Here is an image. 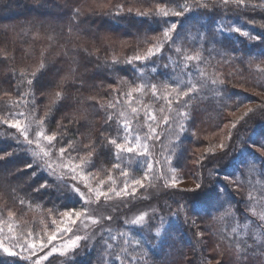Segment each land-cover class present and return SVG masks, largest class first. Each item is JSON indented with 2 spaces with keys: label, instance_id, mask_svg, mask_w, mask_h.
<instances>
[{
  "label": "trees",
  "instance_id": "trees-1",
  "mask_svg": "<svg viewBox=\"0 0 264 264\" xmlns=\"http://www.w3.org/2000/svg\"><path fill=\"white\" fill-rule=\"evenodd\" d=\"M157 2L158 0H0V118H6L10 114L14 116L21 111L27 114L29 111L26 99H20L26 85L21 87L20 92L10 87L6 83L11 75L8 69L15 68L18 78L21 70L30 73L43 60L49 69L44 82L52 85L48 89L52 94L58 90L55 85L60 79L75 70V75L64 82L67 95L70 96L68 103L73 107L54 111L49 117L46 130L55 132L57 140H62L65 147L71 142V148L76 151L68 148L66 154L83 156L87 151L84 145L89 143V138L99 136L100 130L105 127L106 112L122 123L119 113L125 108V87L144 81L150 84L157 80L163 81L164 75L169 74L164 65L178 59L172 49L165 45L162 54L146 61L127 63L135 55L143 57L148 47L162 39L163 20L157 22L150 16L137 15V10L148 11ZM178 2L183 4L185 0ZM192 2L193 0H187L189 5ZM119 5L124 6L123 11H119ZM72 7L81 9L80 19L86 22L77 25L70 20ZM129 8L132 9L131 12L128 11ZM168 20L169 23H177L181 39L189 30L193 36L198 37L195 41H189L185 47L191 53L200 50L204 58L201 64L216 76L219 74L218 81L221 84L216 88L219 90V97L215 96L213 100L206 102L199 100L192 109V123L196 134L189 141L183 159L185 176L196 178L197 183L203 184V187L198 192L169 189L156 198L163 201L157 217L162 216L163 224L171 227L170 232L173 234L167 239V257L159 264H192L194 260L196 264H200L201 256L217 257L226 262L231 253L228 251V241L222 239L221 233L223 231L230 235V229L236 225L227 219L223 222L213 219L218 213L213 210L212 204L216 191L225 188L231 194L225 199L233 202L234 209H243L249 192H252V185L259 181L264 186V173L254 179L241 177V168H247L246 165L253 158L259 163L256 166L260 170L264 166V158L257 154L253 156V150L249 152L250 162H246L245 158L239 162L237 174L234 171L238 166L232 167L239 149L241 146L246 147V138L252 132L256 130L264 138V105L254 115L251 114V119L234 127L231 141L223 150L209 153L203 158L202 148L222 138L223 126L228 123L233 125L232 115L242 112L244 106L253 102V92H264V41H251L239 34L228 33V27L235 25L264 37V10L239 12L233 8L224 12L217 8L213 12L194 9L185 17L170 16ZM181 23L183 28L179 27ZM218 28L223 31H218ZM210 33H215L216 43L199 39V36ZM113 59L118 62L113 63ZM153 68L156 69L155 72ZM5 92H10L11 95H5ZM115 100L120 103L114 109H109L107 105ZM36 103L38 107L34 115L43 117L48 99L38 93ZM156 107L160 108L158 105ZM63 128H67V131L61 136ZM16 135L18 133L15 129L0 123V151L9 149L15 142ZM60 146L62 145H56L57 148ZM25 158L22 154L7 162H0L3 164L0 167V216L7 218L11 211L12 218L29 221L33 225L34 222L29 219L37 211L51 214L48 211L50 208L61 211L66 207L78 208L77 200L72 198V193L67 189L53 187L43 195L31 193L30 185L50 179L43 173L35 179L23 172L18 174L19 179L17 175H9V172H15L16 166ZM93 159L95 167L90 170L114 173L111 158L97 155ZM198 163L200 168L197 167ZM216 173L220 174V180L215 179ZM234 179L242 180V186L237 188ZM248 180L253 183L250 184ZM13 188L17 190L13 192ZM261 188L259 189L262 190ZM21 200L24 202L21 203ZM178 203L187 205V212L180 211L177 214ZM246 215L249 219H254L250 213ZM159 223L160 220L155 217L147 227L149 233L145 236L148 241L155 240H149V236ZM202 230L204 235L201 238L198 233ZM129 254L133 255L130 249ZM96 257V251L81 250L73 264H95ZM49 262L64 264V257L52 258L46 264ZM0 264L25 262L0 253Z\"/></svg>",
  "mask_w": 264,
  "mask_h": 264
},
{
  "label": "snow or ice",
  "instance_id": "snow-or-ice-1",
  "mask_svg": "<svg viewBox=\"0 0 264 264\" xmlns=\"http://www.w3.org/2000/svg\"><path fill=\"white\" fill-rule=\"evenodd\" d=\"M119 11L124 10L123 5L117 6ZM217 8L222 9L224 12H228L233 8L239 12L264 10V0H193L192 4L189 5L187 0L185 3L180 4L178 0H158L154 8H149L148 11L137 10V15L139 16H150L159 22L163 20L164 27L161 30L162 39H159L157 44L148 47L146 54L142 57L141 55H135L127 60L128 64H132L134 61H146L152 56L157 54H162L164 51V46L168 45L175 55L178 57L174 64V71L177 72L176 83L175 84H163L162 87L167 90L171 88V91L175 93L176 102H180L181 97H188L190 93L197 92V85L189 84L186 88L180 86V77L184 74V69L189 68L187 63L183 61H193L201 60V53L197 50L195 55L189 53L185 45L189 41H195L198 39L197 36H193L192 32L189 30L181 39L180 31H178V25L176 22L169 23L168 17H185L187 13L195 10L206 9L208 11H215ZM119 11L117 14H119ZM129 12L132 11L131 8L128 9ZM81 9L79 7H72L70 9V20L75 22L77 25L84 23L86 21H81ZM254 23V20L252 21ZM183 28V24L179 25ZM71 31V28L69 29ZM218 31H223V29H217ZM228 33H236L243 37H246L251 41H264V37L259 34H252L251 32L242 29L239 26H229ZM199 39L206 40L209 43H216L215 33L204 34L199 36ZM180 40V43L177 41ZM7 57L5 56V59ZM113 59V63H117ZM164 67L167 69L168 64ZM8 71L11 73L6 83L10 87H14L17 92H20L22 86L24 91L20 96L21 100L26 99V104L29 108L28 113L21 111L16 113V115H9L6 118H0V123L6 124L9 128L16 129L18 135L14 137V143L9 149L0 151V162H7L13 157H19L22 154L26 156L22 163L16 166L15 172H9V175H17L19 179V173H26L31 179H35L37 175L43 173L46 177L50 179H45L38 184L30 185L29 190L31 193L43 195L50 188L57 189H67L69 192L75 194L79 200L83 203H92V196L94 195L95 201L99 202L101 198H104L105 204H107L112 197L109 193H114L116 197H121L122 193L124 195L135 196V190L129 192V185L127 182L124 183L122 189H117L114 187L115 181L109 176V180H112V184L109 185L107 190L102 187H92L87 182V177L90 175L89 169L95 167L94 156L103 155L106 158H111L113 161V168H120V164L117 161L122 159L121 153H134L137 148L140 149L141 155L146 158L149 153V146L147 143H141V135L137 133L134 137L132 135V123L131 119L128 118L127 114L123 111L119 113V116L124 117V122L121 124L118 120H114L110 113L105 114L104 124L100 130L99 136L89 138V143L85 144L84 147L87 151L83 156H80L79 163L74 164L69 168V172L58 173L56 167L53 166L52 160L54 158V153H59V159L63 160L65 153L68 148H71V142H69L68 147L63 146L62 140H57V134L55 132H48L46 130L49 117L54 111H59L61 108H71L73 107L68 103L70 96L67 95V88L64 86V82L69 80L75 75V70H72L65 76H63L60 81L55 85L58 89L54 94L48 91L52 87L50 83H45L44 78L48 74V65L42 60L39 66L30 73H25L23 70L19 73L17 78V73L15 68H10ZM59 71V70H56ZM156 69L153 68V72ZM203 75V73H201ZM15 80V83H13ZM212 84L217 83L216 80L211 82ZM206 86V82L200 85L201 88ZM153 97L157 95L158 85L150 84ZM145 90V85L141 83L140 85L131 86V90L124 93L123 95L130 99L135 92H143ZM79 91V89H77ZM39 93L41 96H45L48 99L47 110L43 117L34 115L37 111L36 96ZM5 95H11L10 92H5ZM173 101L169 100L168 103L171 104ZM43 103V101H40ZM119 100H115L109 103L107 107L109 109H114ZM185 105L187 101H184ZM130 111L133 115L138 114V109L136 107L128 104ZM170 110V109H169ZM251 111V109H249ZM146 122L149 118V114L145 113ZM150 119L152 121L156 120L155 115H151ZM165 125L168 124L169 118L167 116L162 117ZM26 121V123H25ZM35 124L36 129L34 132H30L31 126ZM235 127V123L232 125ZM184 125L180 124V130H184ZM67 128H63L61 131V136ZM21 137L23 138L21 140ZM158 137V132L156 131V126L149 123L147 125V132L144 134L146 140H154ZM55 142V143H54ZM57 144H61L59 148L56 147ZM35 145V148L32 146ZM38 149V150H37ZM76 151V149H72ZM258 150L264 155V143L258 146ZM70 156V153H69ZM3 164H0L2 167ZM66 166V165H65ZM247 174L252 175L256 172L257 166L253 160L251 163L246 165ZM146 171L143 174V179H134L132 183L134 185H139L144 187L143 180L148 179V173L154 171V166L152 162H147L145 165ZM79 169V173L77 172ZM264 170V166H262ZM121 174L124 176L128 175V172L121 169ZM83 181V187L87 188L88 193L86 194L81 190L79 182L77 181V176ZM211 175V173H210ZM219 175V173H216ZM245 173H241L243 177ZM69 176L71 181H77V183H67L65 182V177ZM229 179H233L229 177ZM233 182L236 184L237 188L242 186V180L234 179ZM103 185V181L100 182ZM176 181L173 180L172 184L175 185ZM167 186V181L165 182ZM203 187V184L197 183L195 188L188 189V191L198 192ZM17 189L13 188L12 191L15 192ZM230 193L225 188H220L216 191L214 202L212 204L213 210L218 213V216L212 217L217 220V222H223L226 219L234 223L236 226L230 229L231 234L227 232L221 233L222 239L227 240L229 244L228 251L231 253L229 259L225 262L222 259H217V257H203L199 258L200 264H264V191H261L259 196H253L252 192H249L247 201L244 202V208L239 207L233 208V202L230 199H225V197H230ZM24 201L21 200V203ZM112 208L118 210L119 206L111 205ZM187 205L177 204V214L180 211L187 212ZM55 218L52 220V224L56 225L57 220L60 216L68 218L71 225L77 226V231H73V228L66 226L57 230H52L48 235L47 242L41 241L39 248L35 242H30L23 235L14 234V228L16 227L14 221L12 220L13 213L9 211L8 213V232L9 239L16 241L11 247L5 246L2 239H0V249L9 257H19L28 262V264H41L42 261L49 260V257L54 254H58L64 257V264H73L75 257L80 255L81 250L85 251H96L97 257L95 264H133L134 256L129 255V249L132 244L137 246L140 245L139 240H131L129 237V231L133 228H138L143 231L147 224L148 213L144 212L132 217H126L119 221L121 224V229L113 230L110 225H105L104 220L112 221L114 217L112 215L100 217L92 215V210L89 208L77 209L72 207L64 210H59L56 208L48 209ZM171 212V209L169 208ZM246 213H250L254 219H249ZM160 220L161 227L156 228L155 236H149V240L159 237L163 229V218L162 216L156 217ZM80 221L81 224L78 225L77 222ZM62 224L63 221H60ZM154 226V225H152ZM0 232H3V228H0ZM64 233H71L67 237V240L57 246L52 242L57 240L59 236H63ZM82 233V234H81ZM28 236H33L30 231L27 233ZM204 231L202 230L198 233L199 237H203ZM24 241L21 243V241ZM51 247L49 248V245ZM19 248L20 251L16 249ZM48 248V251L44 249ZM23 252H27V255H22ZM43 252V255H38V253ZM35 257V258H34ZM51 264V262H49ZM192 264H196L194 260Z\"/></svg>",
  "mask_w": 264,
  "mask_h": 264
},
{
  "label": "rangeland",
  "instance_id": "rangeland-1",
  "mask_svg": "<svg viewBox=\"0 0 264 264\" xmlns=\"http://www.w3.org/2000/svg\"><path fill=\"white\" fill-rule=\"evenodd\" d=\"M199 49H201V45H199ZM198 51L200 52V50ZM191 52L192 51H189L190 54L195 55V53ZM207 58L208 57H206V59ZM180 59L182 64L187 63L189 65V68L184 69V74L180 77V86L182 88H186L189 84V81H191L192 84L197 85L196 93H190L188 97H181L180 102L177 103L175 93L171 91V88L165 90L162 87L163 84L176 83L177 72L179 70L174 71V64L171 60V62L168 61L169 74L167 76L164 75L163 81L157 80L156 83H152L158 85L157 95L155 97H153L151 89L150 87H148L150 83L147 81L141 82L145 85V90L143 92L133 93L130 99L124 96L125 108L123 112H125L128 118L131 119L133 137L137 133H139L141 135V143L148 144L149 153L147 158L144 155H141L140 149L137 148L134 153H121L122 159L117 161V163L120 164V168H113L114 173H111L110 171L96 172L89 169L90 175H88L87 177V182L92 187H102L104 190H107L109 185L112 184V180H114V187H116L117 189H122L124 183L127 182L129 185V192L135 190V196L124 195L122 193L121 197H116L114 193H109L112 199L107 204H105L103 197L99 202H96L95 197L93 195L92 203L86 204L81 202L79 198L72 193V198L76 199L78 203L77 209L89 208L92 210V215L97 217H100L101 215L105 217L108 215H112L114 219L112 221H108L105 219L104 224L110 225L114 231L117 229H121L122 226L119 223L120 220L144 212L148 213L147 224L150 225L154 221L155 217L159 216L158 213L160 210V203L163 204V201L160 202V200L156 199L159 195L163 194V192H166L169 189H193L197 184L198 180L196 178H189L185 176L183 166V159L185 156V152L188 149V143L189 141H192L193 138H195L196 134L194 129L195 126L192 123V109L195 108L199 100L206 102L213 100L215 96L219 97L220 93L219 90L217 91L216 88L221 83L218 81L219 74H217L216 76V74H214L211 70L201 64V60H204L202 53L200 61H183L182 58ZM173 60L176 61V59ZM205 61L208 62L207 60ZM201 73H203V75H201ZM207 74L210 76H208ZM213 80H216L217 83L212 84L211 82ZM205 82L206 86L204 88H201L200 85ZM140 84L138 83L136 85ZM125 88L127 89L126 92H128L131 90V85H127ZM169 100H172L173 102L169 104ZM185 100L187 101L186 105L184 103ZM129 103L131 104V106L136 107L138 109V114L133 115L131 113L130 108L128 107ZM157 105L160 108H157ZM263 105L264 92L255 91L253 92V102H250V104L244 106L242 112L239 111L238 114L234 113L231 117V120L236 123V126L238 124L242 125L244 122H246L248 118L251 119V114L253 113L254 115L256 111ZM249 109H251V111H249ZM145 113L149 114L147 122ZM151 115H155V121H152L150 119ZM164 116H167L169 118V122L167 125H165L162 119V117ZM243 117L245 118L243 119ZM121 120L123 123L124 117H121ZM149 123L156 126V131L158 132V137H156L154 140H146L144 138V134L147 132V125ZM180 124H183L185 126L183 131L180 130ZM228 124L223 126V129L221 131L223 136L221 139H219V141H214V143H211L210 145L208 144L207 146H204L202 148V153L204 154L203 158L209 153H217L227 147V145L231 141L232 131L234 129L232 125ZM35 129L36 125L33 124L30 128V132H34ZM255 131L252 132L251 135H249V138H246V147L242 148L241 146L238 151V156L235 159L236 162L234 161L232 164L233 168L235 165L238 166L235 167L237 168L234 171V173L236 174L237 172H239L240 169L238 165L240 164V161H243L245 158L246 162H250V151L253 150V156L257 154L258 156L264 158V155H262L261 151L258 150V146L264 143V138L259 135L257 131ZM251 145H253V147ZM32 147L35 148V145H33ZM250 147H252V149ZM79 159L80 157L75 154H70L69 156V154L65 153L64 159L60 160L59 153L55 152L52 163L53 166L56 167L58 173H67L69 172V168L71 166H74V164L79 163ZM253 160L255 161L256 165L259 164L254 158ZM149 161L153 163L154 171L152 173H148V179L143 180L144 187L134 185L132 183L134 179H143V174L146 171L145 165ZM197 167L200 168L199 163L197 164ZM121 169L127 171L128 175H122ZM258 169L259 168L257 167L256 172L252 175L247 174V168L245 167L241 168V172L245 173V178L253 177L254 179L259 174L264 173V171ZM77 172L79 173V169H77ZM109 176L112 177V180H109ZM215 176V179L220 180V176ZM222 179L223 178L221 177V180ZM173 180L176 181L174 186L172 184ZM77 181L79 182L81 190L87 194L88 190L87 188L83 187V181L80 179L79 175L77 176ZM77 181H71L69 176L65 177V182L67 183H77ZM101 181H103V185H101ZM166 181L167 186H165ZM248 181L250 184L253 183H251L250 180ZM259 188H261L262 190H260ZM251 190L253 192V196L258 197L260 192L264 191V186L258 181L252 185ZM111 205L119 206L118 210L112 208ZM32 215L33 217L31 216L32 218H30L29 220H32V222H34L33 225H30L29 221H23L22 219L12 218L16 226L14 228V234L23 235L27 238L28 241L35 242L37 244V248H39V244L41 241L47 242L48 235L52 230L58 231L60 228L66 226L72 227L73 231L78 230L76 225H71L68 218L63 216H60L57 220V224L53 225L52 220L55 217L52 214H48L47 212L41 213L40 211H37ZM8 219L9 217L3 218L2 216H0V228H3V232H0V239L3 240L5 246L11 247L13 244L16 243V241L8 238L10 235L8 232ZM60 221H63V223L61 224ZM77 224L80 225L81 222L78 221ZM158 227H161L160 223L156 228ZM163 229L164 231L162 232V234L159 237H156L154 241H148L146 239L145 235L149 233L147 227L143 231L138 228L130 229V239L140 241L139 246L135 244H132L130 246V252L133 254L131 256L135 257V259L133 260V264H159L163 262V259L167 257L165 253L166 243H168L167 239L173 235L172 232H170L171 227H168V225L163 224ZM30 231L33 233V236L27 235V233ZM155 232L156 230L151 233V236H155ZM69 235H71V233H64L63 236H59L58 239L53 241L52 243L57 246H60L67 240V237ZM23 242L24 241L22 240L21 243ZM50 247L51 244L49 245V248ZM16 250L20 251L19 248H17ZM44 251H48V248L44 249ZM0 253L7 256V254L4 253L2 249H0ZM27 254V252L22 253V255ZM43 254V252L38 253V255ZM55 257L61 256H59L58 254H54L53 256L49 257V260ZM12 258H17L21 262H25V264H28L27 261L20 259L19 257ZM49 260L42 261L41 264H46Z\"/></svg>",
  "mask_w": 264,
  "mask_h": 264
}]
</instances>
